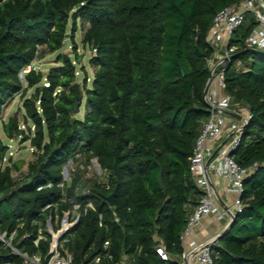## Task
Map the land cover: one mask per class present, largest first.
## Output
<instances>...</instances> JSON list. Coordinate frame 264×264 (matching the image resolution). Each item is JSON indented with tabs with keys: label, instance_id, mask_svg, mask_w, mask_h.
Here are the masks:
<instances>
[{
	"label": "trees",
	"instance_id": "trees-1",
	"mask_svg": "<svg viewBox=\"0 0 264 264\" xmlns=\"http://www.w3.org/2000/svg\"><path fill=\"white\" fill-rule=\"evenodd\" d=\"M238 1L0 0V117L20 95L24 124L34 126L24 128L15 114L3 131L8 139L29 140L36 155L27 174L14 180L17 165H4L9 146L0 137V231L17 229L18 239L30 233L21 247L45 254L50 238L39 247L33 243L39 228L50 216L76 210L80 217L68 243L73 264H117L124 255L125 264H178L160 258L154 235L172 255L182 251L180 235L202 195L190 160L210 115L204 89L214 47L207 35L216 14ZM78 21L89 23L83 44L96 49L90 85L87 77L76 80ZM257 25L248 13L233 32L230 45L237 49L224 70L223 91L233 107L251 114L231 155L242 167L258 168L244 180L242 211L213 246L215 264H264V51L245 44ZM69 26L74 59L59 54V66L31 70L25 85L22 70L43 57L41 46L60 49ZM92 158L104 175L83 181L81 166ZM70 162L75 168L65 179ZM11 257L0 247V260Z\"/></svg>",
	"mask_w": 264,
	"mask_h": 264
},
{
	"label": "built area",
	"instance_id": "built-area-1",
	"mask_svg": "<svg viewBox=\"0 0 264 264\" xmlns=\"http://www.w3.org/2000/svg\"><path fill=\"white\" fill-rule=\"evenodd\" d=\"M252 13L258 23L257 27L246 38V49L264 51V0H241L221 9L215 16L207 35V41L214 47V55L209 60L210 80L204 100L209 106L210 115L203 122L197 137L190 160V171L197 186L202 190L200 200L190 214L187 224L180 235L182 251L172 255L161 237L156 233V251L164 261L175 259L178 264H215L213 246L208 240H197L194 228L207 215H216L220 219L232 218V213L242 211L244 202V180L258 168L255 163L250 167H242L237 163L231 152L235 150L241 140L244 126L251 114L242 106L233 107L231 96L225 93L224 70L232 61L237 47L230 45L235 29L245 20L246 15ZM96 49H93V53ZM37 70L35 63L28 65L20 74L22 81H26L25 74ZM46 85L48 83H45ZM226 111L234 112L235 115ZM211 173L228 180L226 191L232 194L230 201L220 202V195L211 179ZM92 206V204H89ZM79 204L74 208L78 209ZM74 211H63L62 215L51 216L45 228H39L37 237L33 240L39 247L40 240L50 238L48 251L44 254L40 250L30 254L21 247V242L30 237V233L23 234L18 239L17 229L11 233L0 231V247L8 249L10 259L0 260V264H73L74 254L69 250L71 230L78 223L80 214ZM116 220H118L116 218ZM57 227V228H56ZM110 243L104 244L109 249ZM100 257L96 258L99 261ZM128 256L124 255L117 264H125Z\"/></svg>",
	"mask_w": 264,
	"mask_h": 264
},
{
	"label": "rangeland",
	"instance_id": "rangeland-1",
	"mask_svg": "<svg viewBox=\"0 0 264 264\" xmlns=\"http://www.w3.org/2000/svg\"><path fill=\"white\" fill-rule=\"evenodd\" d=\"M89 23L78 21V29L75 34V41L77 43V51L81 56L80 61H75L76 65V80L82 84L85 77H87L88 85L91 84L94 78V66L90 64V59L93 56L92 50L86 45L83 44L82 39L86 29L88 28ZM67 42L63 44V46L54 51L50 52L46 46H41L39 48V53L43 55L42 58L35 61L37 65V71H42L46 73L51 67L59 66L60 62H57V56L61 53L68 54L72 58L74 57V48L73 43L70 41V26L68 28ZM74 59V58H73ZM45 81V79H44ZM26 85L27 81H23ZM35 86L28 88V91L25 97H29L34 92ZM85 99L83 100V104L80 108V111L77 113V117L82 118L86 108L84 105ZM17 114L23 124L24 128H28L31 126L32 130L34 129L33 123L31 120H28V124H24V120L26 118L25 108L23 107V97L20 95H16L4 108L3 113L0 117V137L4 141L5 144L9 146V150L4 158V165H12L16 164L13 170V178L14 180H19L27 174L28 164L36 158L35 149L31 146L29 140L22 141L20 137H16L14 139H8L3 131V124L8 120V118L12 115ZM75 168V165H72L70 162L67 166H65L63 174L64 178L67 179L70 173V169ZM80 174L85 181L88 178H96L98 176H103V170L97 161L96 158H92L89 164H86L85 161L81 166Z\"/></svg>",
	"mask_w": 264,
	"mask_h": 264
},
{
	"label": "crops",
	"instance_id": "crops-1",
	"mask_svg": "<svg viewBox=\"0 0 264 264\" xmlns=\"http://www.w3.org/2000/svg\"><path fill=\"white\" fill-rule=\"evenodd\" d=\"M211 179L220 195L221 204L223 205L226 200L230 201L233 195L226 191L228 180L224 177L216 175L215 173H211ZM228 222L229 220L226 218L220 219L216 215H207L203 217L200 223L195 226L193 231L194 237L197 240L212 239L224 229Z\"/></svg>",
	"mask_w": 264,
	"mask_h": 264
},
{
	"label": "water",
	"instance_id": "water-1",
	"mask_svg": "<svg viewBox=\"0 0 264 264\" xmlns=\"http://www.w3.org/2000/svg\"><path fill=\"white\" fill-rule=\"evenodd\" d=\"M66 42H67V39L64 40V43H66ZM210 77H211V75H210ZM210 77H209V79L207 81V84L205 86L204 93L208 89ZM80 104H81V98L78 96L76 98L75 103H74V108H73L74 111H76L78 109ZM226 112L228 114L235 115L234 112H231V111H226ZM157 180H158V183H159L160 187H163V179H162V170L161 169L159 170V173H158V176H157ZM115 194H116V190H113V192L108 196V200L110 201L111 205H114V203H115ZM235 217H236V215L232 213V218L228 222V224L224 227V229L220 233H218L215 237H213L209 241V243L215 244L220 238H222L232 228Z\"/></svg>",
	"mask_w": 264,
	"mask_h": 264
}]
</instances>
